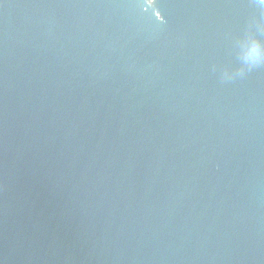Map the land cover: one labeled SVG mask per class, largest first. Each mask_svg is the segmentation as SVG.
<instances>
[{"label": "water", "instance_id": "obj_1", "mask_svg": "<svg viewBox=\"0 0 264 264\" xmlns=\"http://www.w3.org/2000/svg\"><path fill=\"white\" fill-rule=\"evenodd\" d=\"M0 264H264V4L0 0Z\"/></svg>", "mask_w": 264, "mask_h": 264}, {"label": "clouds", "instance_id": "obj_2", "mask_svg": "<svg viewBox=\"0 0 264 264\" xmlns=\"http://www.w3.org/2000/svg\"><path fill=\"white\" fill-rule=\"evenodd\" d=\"M260 3H261V4H264V0H260Z\"/></svg>", "mask_w": 264, "mask_h": 264}, {"label": "rangeland", "instance_id": "obj_3", "mask_svg": "<svg viewBox=\"0 0 264 264\" xmlns=\"http://www.w3.org/2000/svg\"><path fill=\"white\" fill-rule=\"evenodd\" d=\"M151 2H153L154 0H150Z\"/></svg>", "mask_w": 264, "mask_h": 264}]
</instances>
